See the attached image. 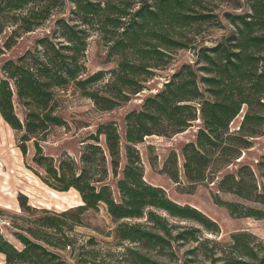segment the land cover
<instances>
[{
  "label": "rangeland",
  "instance_id": "rangeland-1",
  "mask_svg": "<svg viewBox=\"0 0 264 264\" xmlns=\"http://www.w3.org/2000/svg\"><path fill=\"white\" fill-rule=\"evenodd\" d=\"M250 1L198 0V4H188L191 8L186 12L192 19L182 23L176 30L179 36L175 38L184 47L167 49L164 55L150 58H141L131 52H127L125 58L111 54L108 40L116 37L114 28L103 19L88 20L92 28L85 38L87 47L83 61L87 75L99 74L98 80L87 84L83 90L73 83L54 89V109L64 122L49 127L38 141L42 153L54 160L62 155L79 159L83 146L93 141L91 136L96 135L98 125L114 122L120 136V172L126 163L125 116L139 111L143 101L160 91L175 74L191 79V72L198 78L217 73L219 62L206 63L202 58L206 52L200 49L210 48L217 42H223L230 49L229 43H234L227 40L233 32L231 17L249 13ZM72 9L73 3L67 0L63 9L53 11L40 26L29 32L18 31L10 39L13 28L6 29L0 35V79L5 61L40 49L39 41L43 38L67 44L60 36L62 29L56 25V20L65 19L79 25L81 14L72 13ZM140 41L145 43L149 38ZM6 42L10 44L8 47H5ZM258 56L264 55L255 54L251 58L247 53L242 56L239 63L246 70L236 86L250 100L252 113L264 115V106L256 100V94H264V80L257 81L253 77V73L257 74L264 66V60H256ZM200 88L202 99H210L208 89L218 90L214 84L206 82L200 84ZM136 89L140 90L134 92ZM83 91L98 94V104ZM109 101L113 107L103 110L111 105ZM13 102L15 112L23 121L25 110L15 94ZM247 110L246 105L241 106L230 123L231 131L238 129ZM0 123V233L15 248L24 247L22 238L38 241L33 238L36 235L52 243L47 249L59 257L53 259L54 264L58 261L64 264H264V205L217 191L212 184L190 186L184 177L182 147L194 140L201 126L200 119L173 135L145 136L134 147L141 159L143 180L162 188L174 203L199 212L203 222L173 217L156 208L146 209L141 218L123 219H114L102 203L95 209L77 210L82 201L76 190L60 192L41 181L39 176L44 177L45 173L33 160L37 151L33 139L26 142L23 156L17 146L21 134L3 119ZM99 142L104 147L102 136ZM172 153L177 158L178 182L163 172L164 163ZM262 155L264 128L263 134L253 138L251 147L225 171H235L238 164H247L255 170ZM117 178L109 173L106 183L118 200ZM21 196L24 197L23 207L18 203ZM225 203L234 205L235 214L230 213ZM245 213L253 216H244ZM46 222L55 227L45 226ZM34 252L40 254L38 250ZM3 263L4 256L0 254V264Z\"/></svg>",
  "mask_w": 264,
  "mask_h": 264
},
{
  "label": "trees",
  "instance_id": "trees-1",
  "mask_svg": "<svg viewBox=\"0 0 264 264\" xmlns=\"http://www.w3.org/2000/svg\"><path fill=\"white\" fill-rule=\"evenodd\" d=\"M67 0H0V35L12 27L8 39L17 32H29L51 17L52 12L63 9ZM69 1V0H68ZM72 13L81 14L79 25L65 19L56 20L62 29L63 41H50L48 37L39 41L40 49L27 51L15 60H7L2 65L3 77L0 79V116L21 134L17 144L23 156L26 142L34 141L37 149L34 162L45 173L41 181L50 188L64 192L74 189L82 204L77 210L95 209L104 204L114 219L141 218L148 208L161 209L173 217L192 218L200 222L201 214L186 206L171 201L160 187L152 186L143 180V170L137 143L151 135H173L192 126L200 119L194 140L182 147V170L185 179L194 186L201 183L215 185L216 190L234 194L242 199L264 205V155L254 170L247 164H238L235 171H225L234 165L242 152L251 147L252 139L263 134L264 115L252 113L251 102L236 86L238 79L245 75V68L239 63L245 54L253 58L255 54L264 55V0H251L250 12L231 17L233 32L228 41H234L228 49L223 42L210 48L200 49L208 52L202 55L208 64L219 62V71L211 77L198 78L191 72L190 77L175 74L164 83L162 89L148 96L139 111H132L124 119V151L126 163L120 169V136L114 122L100 123L92 142L83 146L79 159L62 155L59 159L45 156L38 141L47 133L49 127L63 124L54 109V89L73 83L84 89L87 84L98 80L99 74L87 75L84 55L87 47L85 38L91 33L88 20H101L110 24L116 37L108 40L111 54L127 57V52L141 58L164 55L171 48H183L177 43L176 30L182 23L190 22L189 5L198 0H71ZM184 19V21H182ZM83 25V27H81ZM118 31H120L118 33ZM149 41L141 43L140 39ZM166 39V41H161ZM10 44L5 43V47ZM247 45L252 46L251 48ZM166 54V53H165ZM264 60V56L256 57ZM208 70L207 68H201ZM257 81L264 80V66L260 72L253 73ZM114 79V78H112ZM211 83L210 99H202L200 84ZM221 88V89H219ZM136 89L134 92H138ZM85 92V91H83ZM16 95L24 108V119L18 117L14 109L13 95ZM97 103L98 94L85 92ZM260 106H264V94H256ZM102 108L109 110L112 106ZM98 104V103H97ZM247 112L239 127L231 131L230 123L238 115L241 106ZM104 138V147L99 137ZM163 172L178 182L179 170L176 154L172 153L165 161ZM109 173L116 180L119 199L113 197L106 183ZM24 197L18 198L21 207ZM216 200H219L216 197ZM219 204V202L216 201ZM230 213L235 214L234 205L225 203ZM151 214V212H150ZM244 216H253L245 213ZM50 221V218L47 219ZM45 226L55 227L46 222ZM36 242L22 238L24 247L15 248L0 233V254L3 264H54L58 259L47 246L52 243L34 235ZM21 241V239H20ZM38 250L40 254L34 251ZM57 264H64L58 261ZM56 264V263H55Z\"/></svg>",
  "mask_w": 264,
  "mask_h": 264
},
{
  "label": "crops",
  "instance_id": "crops-1",
  "mask_svg": "<svg viewBox=\"0 0 264 264\" xmlns=\"http://www.w3.org/2000/svg\"><path fill=\"white\" fill-rule=\"evenodd\" d=\"M0 122H2V118H1V116H0ZM0 126H1V123H0Z\"/></svg>",
  "mask_w": 264,
  "mask_h": 264
}]
</instances>
